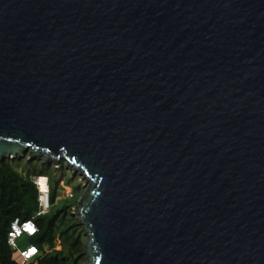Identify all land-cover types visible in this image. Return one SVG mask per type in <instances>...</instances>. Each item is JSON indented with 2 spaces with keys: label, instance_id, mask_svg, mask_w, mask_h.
<instances>
[{
  "label": "water",
  "instance_id": "95a60500",
  "mask_svg": "<svg viewBox=\"0 0 264 264\" xmlns=\"http://www.w3.org/2000/svg\"><path fill=\"white\" fill-rule=\"evenodd\" d=\"M27 151L90 184L86 264H264V0H0Z\"/></svg>",
  "mask_w": 264,
  "mask_h": 264
},
{
  "label": "trees",
  "instance_id": "16d2710c",
  "mask_svg": "<svg viewBox=\"0 0 264 264\" xmlns=\"http://www.w3.org/2000/svg\"><path fill=\"white\" fill-rule=\"evenodd\" d=\"M39 162L45 167H39L36 164ZM50 169L52 172L47 175L45 171ZM57 172L60 177H56ZM63 172V168L59 171L54 164L30 160L27 156L0 161V264H21L17 251L8 243V232L15 219L33 220L38 228L35 236L25 238L40 252L33 264L87 263L84 249L88 238H84L85 231L74 215L82 191L78 189L74 195L64 196L61 191ZM36 177H47L49 183L50 209L42 215H38Z\"/></svg>",
  "mask_w": 264,
  "mask_h": 264
},
{
  "label": "built area",
  "instance_id": "2783aa9c",
  "mask_svg": "<svg viewBox=\"0 0 264 264\" xmlns=\"http://www.w3.org/2000/svg\"><path fill=\"white\" fill-rule=\"evenodd\" d=\"M41 178L43 177L34 179L39 192L38 199L40 203V211L38 212V215L45 214L50 209V190L48 186V179L46 178L48 189L45 190L40 187L39 180ZM37 232L38 228L33 220L21 221L20 219H15L11 223V228L8 232V243L17 251L21 264H33L40 252L34 244L30 243L21 248L18 246L19 239L23 237H33L37 234Z\"/></svg>",
  "mask_w": 264,
  "mask_h": 264
},
{
  "label": "rangeland",
  "instance_id": "374dc122",
  "mask_svg": "<svg viewBox=\"0 0 264 264\" xmlns=\"http://www.w3.org/2000/svg\"><path fill=\"white\" fill-rule=\"evenodd\" d=\"M24 156H27L28 159L30 158V151H27ZM23 156V157H24ZM41 158V159H40ZM41 160L43 161V157L42 156H39V157H36L34 158L33 160ZM25 162V161H24ZM44 162V161H43ZM45 163H51V164H54L55 165V168H57L59 171L64 170V172L62 173V182H61V191L64 192V196H68L70 197V195H74V191L76 190H81L82 193H81V197L79 199L82 200L84 195L87 193L89 187H90V184L88 183L87 179L85 177H83L81 174H79L78 172H75L74 168L73 167H70V166H67V164L61 160L58 164H55L53 161H48V162H45ZM39 167H45L43 163H36ZM47 170V169H46ZM52 172V169L48 170V171H45V173L48 175ZM59 176V172L56 173V177ZM84 238L86 239L87 236L85 235L84 233ZM57 244L59 243V238H57ZM88 241V239L86 240ZM19 246L21 248L25 247L26 245L29 244V242L27 241V239L22 238L21 240H19ZM60 246L59 244L57 245V249H59Z\"/></svg>",
  "mask_w": 264,
  "mask_h": 264
},
{
  "label": "bare ground",
  "instance_id": "6f19581e",
  "mask_svg": "<svg viewBox=\"0 0 264 264\" xmlns=\"http://www.w3.org/2000/svg\"><path fill=\"white\" fill-rule=\"evenodd\" d=\"M39 184H40V187L42 188V189H48V186H47V179L46 178H41L40 180H39Z\"/></svg>",
  "mask_w": 264,
  "mask_h": 264
},
{
  "label": "clouds",
  "instance_id": "9594fccd",
  "mask_svg": "<svg viewBox=\"0 0 264 264\" xmlns=\"http://www.w3.org/2000/svg\"><path fill=\"white\" fill-rule=\"evenodd\" d=\"M36 178H39V177H36ZM43 178H47V177H43ZM48 179V178H47ZM48 186H49V183H48Z\"/></svg>",
  "mask_w": 264,
  "mask_h": 264
}]
</instances>
